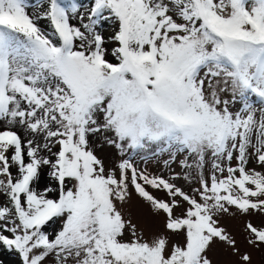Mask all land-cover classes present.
Masks as SVG:
<instances>
[{
    "label": "snow or ice",
    "instance_id": "obj_1",
    "mask_svg": "<svg viewBox=\"0 0 264 264\" xmlns=\"http://www.w3.org/2000/svg\"><path fill=\"white\" fill-rule=\"evenodd\" d=\"M0 264H264V0H0Z\"/></svg>",
    "mask_w": 264,
    "mask_h": 264
}]
</instances>
